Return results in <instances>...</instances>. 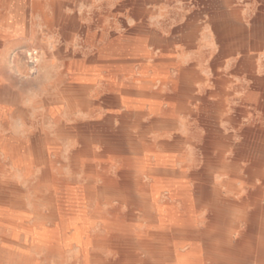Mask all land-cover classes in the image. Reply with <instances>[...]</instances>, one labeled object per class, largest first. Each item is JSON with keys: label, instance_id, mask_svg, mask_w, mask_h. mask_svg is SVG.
I'll list each match as a JSON object with an SVG mask.
<instances>
[{"label": "bare ground", "instance_id": "6f19581e", "mask_svg": "<svg viewBox=\"0 0 264 264\" xmlns=\"http://www.w3.org/2000/svg\"><path fill=\"white\" fill-rule=\"evenodd\" d=\"M220 2L218 42L244 34L259 48L264 4L247 28L232 0ZM12 7L25 13L49 9L54 18L47 22L66 35L88 30L62 15L59 0H0V10ZM143 7L135 3L128 12L133 27L122 21L124 31L109 33V41L101 43V33H94V53L84 58L66 53L80 73L77 84L56 85L58 92L47 95L52 137L45 131L25 139L5 134L7 111L20 119L27 115L9 88L0 86V264L51 259L56 264H264L262 62L251 54L250 43L223 48L221 54L242 49L244 55L229 73L221 71L227 62L214 57L206 72L212 79L197 61L154 59L149 42L161 40L149 28L150 12ZM186 38L194 40L195 32ZM31 63V71L36 70V61ZM109 72L112 78L104 75ZM230 76L248 84L245 102L232 113L226 104ZM98 81L112 89L92 100L89 94ZM168 83L172 94H163L161 87ZM198 84L205 87L202 95L196 93ZM196 102L212 119L200 120L201 143H189L199 153L197 164L188 160V140L178 132L180 116L199 117L192 108ZM101 105L107 114L87 117ZM62 114L80 119L67 123ZM250 114L263 122L245 124ZM59 141L74 142L66 155L69 170L80 178L74 189L59 177L66 165L58 159ZM16 173L31 184L22 187ZM72 249L78 254L67 261Z\"/></svg>", "mask_w": 264, "mask_h": 264}, {"label": "rangeland", "instance_id": "374dc122", "mask_svg": "<svg viewBox=\"0 0 264 264\" xmlns=\"http://www.w3.org/2000/svg\"><path fill=\"white\" fill-rule=\"evenodd\" d=\"M59 1L62 5V15L75 18L80 25L88 29L86 33L71 31L66 35L61 26L47 22L48 19L54 18L53 12L49 9H46V11L35 10L29 13H25L23 8H21V11L13 7L0 10L2 15L0 20V86L9 88L11 94L17 99V105L25 110L27 115L24 119H20L11 116V111H7V131L4 133L16 138L25 139L38 131H45L52 137L54 120L48 111L51 105L48 103L47 95L49 92L53 94L58 92L55 89L56 85L77 84L78 81L75 79L80 73L77 69L78 65L74 67L72 65L74 62L64 56L66 53L72 52L84 58L94 53L96 48L93 34L101 33L102 39L100 42H107L110 40L109 33L116 32L118 34L124 31L122 21H125L128 27H133V19L128 17V12L135 3L144 5L143 8L150 12L146 19L147 24L149 28L158 34L159 40H161L159 43L149 42L148 51L152 58L173 60L174 64L197 61L201 73L208 79H212V72L208 74L206 72L209 71L208 63L214 57L220 56L227 62L221 71L229 73L232 70L234 61L244 55L242 49L233 53L221 54L223 48L233 49L235 46L243 48L242 45L250 43L249 46L254 49H251V54L257 57L259 63L262 62L260 63V69L264 70L263 39L256 40L258 42L261 40L262 45L259 48L253 47L251 42L255 40L253 38L248 40L244 34H242L243 36L227 39L222 43L218 42L215 26L220 21L219 14L223 11L220 0ZM263 4V0H232V6L240 8V16L247 28L251 26L249 21L258 12H261ZM262 13L264 15L263 9ZM219 25L224 26L221 23ZM191 31L195 32L196 38L194 40L186 38V34ZM32 60L37 63L34 71H31L33 67ZM132 70L134 72L138 71L137 67ZM173 72L170 69L171 75ZM104 75L111 77L112 73L109 72ZM111 81L114 83L113 80ZM94 84L95 87L89 94V98L92 100L101 99L103 95L109 94L112 89L106 87L103 82L98 81ZM228 87L231 93L227 97L226 104L228 105V112L232 113L234 108L245 102L248 84L240 77L234 76ZM161 88L163 94H172L170 83L163 85ZM204 90L203 85H197V94L202 95ZM104 107L105 105H101L92 108L87 113V117L95 116L96 119H100L109 111L107 107ZM192 108L198 113L199 117L197 120H193L189 117L180 116L178 132L188 140V144L185 146L188 160L197 164L200 158L199 153L189 143L196 145L201 143L203 132L200 120L212 119L208 117L211 114L207 112L201 102H196L195 105H192ZM122 110L120 109L118 112H122ZM199 111L204 114L199 113ZM252 116L250 114L249 120H243L245 124L251 121L263 122L259 115ZM62 117L67 123H72L71 118L80 119L78 116L70 118L66 114H62ZM147 121L148 119L143 120L144 123H147ZM115 127H119V124L115 123ZM1 132L2 128L0 127ZM234 139L237 140V137ZM58 144V159L66 164L60 170L61 183L67 188L74 189L80 184V178L78 175L71 173L66 160V155L74 146V142L59 141ZM57 165L59 166V164ZM16 177L24 188L31 184L32 180H24L19 173H16ZM90 209L92 210V207ZM121 212V210L116 211L117 214ZM96 229H98V226ZM2 234L3 232L0 229V235ZM77 254L76 249L67 251L65 254L66 260L72 261ZM45 264H56V259H51Z\"/></svg>", "mask_w": 264, "mask_h": 264}]
</instances>
